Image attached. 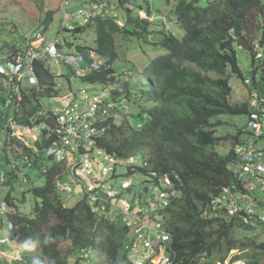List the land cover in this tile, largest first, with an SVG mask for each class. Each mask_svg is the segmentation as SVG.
I'll return each instance as SVG.
<instances>
[{"label":"trees","instance_id":"trees-1","mask_svg":"<svg viewBox=\"0 0 264 264\" xmlns=\"http://www.w3.org/2000/svg\"><path fill=\"white\" fill-rule=\"evenodd\" d=\"M165 1L170 3L171 0ZM156 3L157 0H114L115 10L127 14L123 25H118L114 18H95L89 22L95 27L94 47L76 46L77 51L86 56V66L98 61L99 68L83 65L87 73L73 75L68 70L58 78L68 84L72 76L85 84L116 83L118 79L123 94L129 99L128 79L124 77L132 72L123 70L118 76L114 69L119 59L114 35L122 31L150 43L148 37L155 33L152 28L159 26L160 37L155 43L166 53L151 58L140 71V101L148 102L147 122L135 124L131 113L125 114L121 124L110 117L109 128L99 145L117 157L141 159L139 165L129 169L135 184L150 171L167 174L172 179L176 197L154 214L161 218L170 233L177 260L196 263L204 257L206 264H214L222 262L229 251L239 247L243 253L235 254L231 262L247 258L248 264H261L260 250H264V244H257L249 237L235 239V234L264 228V223H257L256 227L242 225L244 212L224 218L218 212L222 209L213 210L211 202L223 185L235 182L232 168L239 157L234 145L242 142L241 130L236 135L216 136V128L224 122L215 118L250 112L247 101L231 100V76L242 81L248 79L251 81L249 91L254 86L264 94L261 87L264 82V0H205L203 4L201 0H178L173 14L183 31L180 35L168 33L160 21L149 19L152 13L161 12ZM139 9L147 12L146 17L140 16ZM52 21L53 12L49 11L41 22L47 27ZM239 50L251 57L250 75H245L239 64ZM258 50L261 56L257 55ZM91 52H95V59L90 57ZM45 64H48L45 60L34 61L40 88L31 86L26 94L22 93L20 103L24 110L17 117L18 123L28 124L29 116L36 109L34 104L29 107L34 96L61 93L56 88L60 82L57 74ZM210 72L215 76L209 75ZM7 95V89L0 83V133L11 114L4 105ZM48 142L49 139L41 137L34 141V149L17 137L4 141V154L12 168L8 177L4 173L1 185H11V180L18 178L21 166H40L42 184L30 189L37 198L33 215L20 212L10 193L5 197L10 210L3 216L13 225L12 245L7 249L15 250V255L5 253L8 260L1 264H68L70 256L74 264H79L82 258L86 260L87 250L93 251V264H130L126 249L130 230L121 220L111 219L107 213L92 212L85 198L70 207L64 206L57 184L64 178L66 167L52 158L44 163ZM219 142L229 146L224 155L216 150ZM15 144L22 147L20 152ZM64 241H70L72 246L67 253L61 248Z\"/></svg>","mask_w":264,"mask_h":264},{"label":"built area","instance_id":"built-area-1","mask_svg":"<svg viewBox=\"0 0 264 264\" xmlns=\"http://www.w3.org/2000/svg\"><path fill=\"white\" fill-rule=\"evenodd\" d=\"M113 1L90 0L79 8L76 17L81 18L82 23L98 17H113L117 20L119 15ZM162 19L166 30H169L170 22ZM45 34L44 26H40L34 33V40L26 39L25 49L18 51L10 49L6 56L4 54L0 56V83L8 91L4 105L6 110L11 111L5 125L8 139L33 138L24 133V126L18 123L17 117L24 110L20 103L23 94H26L31 86H37V90L40 88L39 77L33 65L35 60L42 59L48 62L52 58L57 65L70 67L76 75L85 73L82 56L61 53L57 49L59 37L53 35L46 37ZM258 56H261L259 50ZM93 67L97 69L99 64L94 63ZM56 88H59L58 84ZM76 94L77 102L60 109L47 107L40 99V106L29 116L28 123L31 125L26 124V127L37 125L46 130V137L50 139L45 150L46 156L65 163L68 167V181H61L58 190L69 194L73 191V185L82 183L93 210L107 213L111 219H119L129 228L132 238L126 244V249L131 264H205L204 259L196 263L177 260L172 249V237L161 218L154 214L158 209L167 206L177 195L172 179L167 174L159 175L155 171H150L134 189L130 179L123 180L119 190L114 188L115 166L118 163L129 165V161L132 160H118L98 145L106 132L104 122L117 110L118 105V100L114 98L112 89L109 88V82L90 84L88 87L80 88ZM34 99L39 101V97L34 96ZM249 111L248 128L251 135L255 139L262 138L264 94L251 93ZM16 133L18 135H15ZM234 151L239 157V161L234 163L232 168L236 180L221 187L220 194L211 202L212 209H222L218 212L224 218L244 212L240 223L256 227L257 223H264V210L255 208L257 199L252 195V191L255 189L254 181H257L259 187L264 190V149L254 142L246 141L236 143ZM83 178L88 182L86 183ZM2 179L3 176L0 181ZM151 193H155V197L148 199ZM128 198H133L132 202H129ZM136 206L139 208L135 209ZM5 210V204L1 203L0 212L3 213ZM145 219L149 220L147 222L149 224ZM11 228L10 224L9 229ZM7 240L2 238L0 243Z\"/></svg>","mask_w":264,"mask_h":264},{"label":"rangeland","instance_id":"rangeland-1","mask_svg":"<svg viewBox=\"0 0 264 264\" xmlns=\"http://www.w3.org/2000/svg\"><path fill=\"white\" fill-rule=\"evenodd\" d=\"M66 1L68 4H66ZM90 0H0V48L7 49L10 46L19 44L24 45L25 39L21 34L23 32H29L30 34H34L38 29L34 30L36 27L39 26V22L45 19V16L49 11L53 12V21L47 26L49 27L48 32L46 33L48 37H60L62 38V48L65 52L76 53L78 45H88L90 47H94L95 45V27L92 23H86L85 25L82 23L81 18H77L76 15L78 14L79 8L83 7L85 3L89 2ZM101 1V0H97ZM178 0H171L168 3L165 0H157L156 6L157 8H161V14L167 16L168 20H172L175 16L173 14V9L175 8ZM202 4L205 0H201ZM130 5V3H129ZM144 9L147 7L144 5ZM140 16L143 17L144 14L141 10ZM115 11H113V14ZM119 18L117 19L118 25H123L127 14L126 12L117 11ZM156 15V14H155ZM113 18V17H111ZM151 21L157 19L155 16L149 18ZM158 22V20H157ZM89 24V25H88ZM171 31H176L179 35L182 34V30L179 26L175 23H172ZM75 25H78L77 27ZM42 26V25H41ZM74 26V27H73ZM159 26L152 28V32L155 33L150 35L148 38L150 39V43L143 42V39H139L137 37H132L131 34H125V32H117L114 37L116 39V47L117 52L119 55V59L114 63V69L117 72V75L120 76L123 74V70L131 71L132 74L129 76L126 75L128 80V90L130 92L129 99L125 101L124 94H119L118 97V105H117V113L113 112L114 121L118 124L124 122V118L126 117L125 114L131 113V119L135 124L147 122V112L146 109L148 108L147 101H140V94H141V76L140 71L148 65L149 60L156 56L166 53V50L161 48L155 42L158 41L160 37ZM79 31V32H77ZM45 34V35H46ZM68 40L69 43H72V46H69V43L66 41ZM155 43V44H153ZM23 49V48H22ZM2 52V51H1ZM5 55V52H2ZM2 54H0L1 56ZM258 55V54H257ZM6 56V55H5ZM94 56L95 53H94ZM250 56L247 52L243 50L238 51V60L239 64L244 72L245 75H250L251 69V60ZM55 60L51 59V64H45V66L50 70H56L58 67L54 64ZM62 71H67L64 68H60ZM211 76H215L212 72L208 73ZM261 77V72L258 75V78ZM118 78V77H117ZM60 81L62 88L64 89L61 94L53 97V99L43 97L42 103L47 107H51L53 109H60L69 105L70 103H75V97L70 96L67 90V84L65 79H58ZM117 82L112 83L109 85V88L115 89L118 91H122V86L120 83ZM251 81L245 79L242 81L241 79L237 78L236 76L232 75L230 78V85L232 87V98L233 102L241 103L246 102L249 99L250 92H256L258 89L252 86V90L249 91L248 84ZM74 85L78 88L87 86L80 78L76 77L74 79ZM261 87L264 89V82H262ZM92 91V89H89ZM142 113V115H140ZM115 114V115H114ZM125 116V117H124ZM221 120L224 123L219 125L216 128V136H227V135H236L239 130L242 132L239 134V139L242 141H250L254 142L257 146H260L264 149V136L259 138L255 141L253 135L248 132L247 125H248V115H221L216 117L215 120ZM30 129V130H29ZM23 131L27 136H36V139H40L42 137V131L38 128L37 125L23 127ZM15 135H18L16 133ZM7 136V131L3 130L0 133V138L2 142L5 141ZM23 137V136H22ZM22 140L24 143L27 141L28 145L32 144L34 139L33 138H25ZM3 146L0 148V176L4 175L7 176V173L12 168V163L7 160L5 157L6 151L4 150ZM14 147L20 152L22 147L18 144H15ZM229 146L225 145L223 142H219L216 145V150L220 154H226L228 152ZM5 153V154H4ZM17 160V159H16ZM19 162V160H17ZM50 160L45 156L44 163H49ZM18 178L11 180L10 184L1 185L0 183V203L5 200V197L8 193H10L11 197L14 199L15 203L18 206L20 212L25 213L27 215H33V209L35 207L37 198L35 195L30 191L31 188L34 186H38L42 184L41 176H40V166H36L31 168L30 166H21L18 170ZM142 175V174H140ZM110 175H108L109 177ZM137 177V176H136ZM65 181L68 180V177L65 176L63 178ZM83 180L87 183L88 180L83 178ZM119 182V180H118ZM255 189L252 191V195L257 199V205L255 206L256 209H263L264 210V190L259 187V183L254 181ZM143 187V185H142ZM141 187V188H142ZM151 187V186H150ZM25 192V193H23ZM62 199L64 202H69L71 205H75L79 201L84 200L85 194L83 190V184L78 182L76 185H73V191L71 194H61ZM155 197V193H151L148 196ZM24 199L23 202L21 200ZM133 198H128L129 202H132ZM149 203V202H148ZM146 206V205H145ZM139 206H136L135 209H138ZM10 207L8 206V211ZM149 220L145 219L147 223ZM149 224V223H147ZM246 235H244V234ZM245 237H249V240H255L257 244L263 243L264 244V228L261 226L260 228L257 227L254 230H247L240 234H235V239L243 240ZM6 238L8 239L7 242L0 244V264L3 263L5 260H8V257H4L5 253L15 255V250L12 251L7 249V246L11 248L10 242V232L7 229V220L6 218L0 214V239ZM132 234H129V239L127 243L131 240ZM247 246H245L246 248ZM61 248L63 253H67L72 249L70 241H64L61 244ZM248 249H251L250 247ZM262 252V256L260 258V263L264 264V250H260ZM243 253L242 250L238 248H234L225 257L222 261L224 264H248L247 258H241L233 263H230L231 259L234 257L235 254ZM157 255H159L157 253ZM18 257V255H16ZM93 251L89 254L88 258L84 260L83 258L80 260L79 264H93ZM128 258L130 259V255L128 253ZM218 262V261H217ZM216 264H219L217 263ZM74 264L73 256L69 257V263ZM223 264V263H220Z\"/></svg>","mask_w":264,"mask_h":264},{"label":"clouds","instance_id":"clouds-1","mask_svg":"<svg viewBox=\"0 0 264 264\" xmlns=\"http://www.w3.org/2000/svg\"><path fill=\"white\" fill-rule=\"evenodd\" d=\"M137 1H140V0H137ZM146 10V9H145ZM145 10H143L142 12L144 13V14H147V12L145 11ZM139 14H140V12H139ZM156 14V15H155ZM152 15V17H156L157 19H155V20H158V21H160L161 23H162V26L164 27V29H165V31H167L168 33H171V34H173V35H177L178 33L176 32V31H171V28L169 29V30H166V28H165V26H164V24H163V19L162 18H165L167 21H169L170 22V24H171V27H172V23H175L176 25H177V22H176V18L174 17L171 21L170 20H168L167 19V16L166 15H164V14H161V12L160 11H158V12H154V13H152L151 14ZM143 17H146V15L145 16H143ZM94 19H91V20H89V21H87V22H85V23H83L84 25L86 24V23H89V22H91V21H93ZM115 21H117V20H115ZM44 26V30L46 31V33L48 32V29H49V27H46V25H44V24H42V22H39V26L38 27H36L34 30H36V29H38L40 26ZM74 27V26H73ZM49 33V32H48ZM21 34H22V36L24 37V39H25V44L24 45H19V44H16V45H13V46H10V47H8L7 49H5V48H0V54H2L3 55V53L2 52H5V54L10 50V49H12V50H15V51H18V50H23V49H25V47L27 46V44H26V39H29V41H32V40H34V34H30V31L29 32H23V31H21ZM46 37H48V35H46ZM59 41H58V43H57V49H58V51H60L61 53H69V54H74V55H80V56H82V58L84 59L83 60V62H82V65H84L85 67H87V68H92L93 67V64L94 63H98V61L97 62H94L92 65H89V66H86V62H87V58H86V56L84 55V54H82V53H80V52H76V53H70V52H65V51H63L62 50V48L64 47V45L62 46V38H60L59 37ZM64 40H66V39H64ZM67 42H68V40H66ZM72 45V44H71ZM71 45H69V46H71ZM23 48V49H22ZM2 51V52H1ZM94 53L95 52H91V53H89V55H90V57L91 58H96V56H94ZM51 59L52 58H50L49 60H48V62H47V60H45L48 64L50 63L51 64ZM38 60V59H37ZM42 60V59H41ZM49 64V65H50ZM55 65H56V67L58 66L57 65V63H56V61H55V63H54ZM99 64V63H98ZM33 65H34V63H33ZM60 68H64V69H66L67 71L68 70H70V71H72L73 72V75L75 74V72L70 68V67H68V66H61V67H58L56 70H52V69H50V71L51 72H55L57 75H56V77H57V80L59 79L58 78V76H60L62 73H63V71L60 69ZM94 68V67H93ZM60 73H59V72ZM59 73V74H58ZM85 73H87V69L85 68ZM127 75V74H126ZM76 77H74V76H72L71 77V82H70V84H68L67 82H66V84H67V90H68V92H69V94H70V96H73L72 94L75 92V93H77V91H79V89L80 88H83V87H80V88H78L76 85H74V79H75ZM125 79H128L126 76L124 77ZM127 81V80H126ZM100 83H103V82H100ZM104 83H106V82H104ZM58 85H59V90H61V92L64 90L63 88H62V85H61V83L60 82H58L57 83ZM93 84V83H92ZM110 84H112V82H109V85ZM90 84H87V86H84V87H88ZM57 86V85H56ZM31 90V89H30ZM123 91V90H122ZM122 91H118V90H115V89H112V92H113V94H114V98L116 99V100H118V95L119 94H123V92ZM118 92V93H117ZM256 92H258V91H256ZM259 93V92H258ZM61 94V93H60ZM250 95H251V92H250V94H249V98H250ZM49 97H55V96H48L47 98H49ZM76 97H77V95H76ZM76 97H75V100H76ZM124 97H125V99L127 100V98H126V96L124 95ZM42 98L43 97H39V101H36L35 99H34V101H33V103H31L29 106H32L33 104L34 105H36V108H38L39 106H40V99H41V101H42ZM247 102H248V105H249V99L247 100ZM35 111V110H34ZM114 113L116 114L117 113V110L116 111H114ZM114 114V115H115ZM110 117H113L114 118V116H113V112H112V115L110 116ZM110 117H108V119L104 122V125L106 126V132H105V134L107 133V130H108V125H107V122H108V120L110 119ZM38 123V122H37ZM28 124H30V123H28ZM27 124V125H28ZM23 126H25L26 124H22ZM31 125V124H30ZM34 126V125H33ZM38 128L39 129H41V131H42V138L44 137V138H46V139H48L47 137H46V133H45V131L46 130H44V129H42L40 126H38ZM247 129H248V132L251 134V132H250V130H249V128H248V125H247ZM5 130V129H4ZM105 136V135H104ZM103 136V137H104ZM32 138V137H31ZM8 139V133H7V136H6V139L5 140H7ZM33 139H34V141H37V140H40V139H36V136H34L33 137ZM0 140H1V138H0ZM102 140V139H101ZM100 140V141H101ZM257 140V139H256ZM255 140V141H256ZM2 141V140H1ZM34 141H33V143L32 144H30V145H28V143H27V141H25V144L27 145V146H29V147H33L34 149H36V147H35V145H33L34 144ZM99 141V142H100ZM242 141V140H241ZM49 142H50V139H49ZM49 142H48V145H49ZM242 142H246V141H242ZM48 145L45 147V149H44V154H45V150H46V148L48 147ZM99 145V144H98ZM4 146V142H2V146L0 147V148H2ZM235 146V145H234ZM99 147H101L100 145H99ZM101 148H103V147H101ZM110 153V152H109ZM114 155V154H113ZM45 156H46V154H45ZM115 156V158L116 159H118V160H122V161H126V160H132V161H129L130 162V164L128 165V164H124V163H118L116 166H115V169H114V171H115V174H114V176H113V179H114V188L115 189H117V190H119L120 189V183L123 181V180H126V179H130V180H132V183L134 184V185H137V184H139L141 181H143L145 178H141L140 179V181H138L137 182V184H135L134 183V178H132V177H130V175H129V169L132 167H134V166H136V165H139L142 161H141V159L138 157V156H131V157H128V158H121V157H117L116 155H114ZM46 157H48V156H46ZM48 158H51V157H48ZM26 160H27V157L25 158ZM53 159V158H52ZM54 160V159H53ZM56 161V160H55ZM58 162V161H57ZM58 163H61V162H58ZM61 164H63V165H65V167H66V173H65V176H67L68 177V167H67V165L65 164V163H61ZM1 176H3V175H1ZM1 176H0V178H1ZM64 176V177H65ZM137 175H135V177H136ZM118 180H119V182H118ZM61 181H63V182H67V181H65L64 179H62ZM61 181H59L58 182V184L61 182ZM58 184H57V190H58ZM83 190H84V188H83ZM59 191V190H58ZM59 192H61V191H59ZM61 193H64V192H61ZM72 193V192H71ZM71 193H69V194H71ZM65 194H67V193H65ZM84 194H85V199H86V201H87V203L89 204V202H88V197H87V195H86V193H85V190H84ZM1 203H4L5 204V206H6V210L3 212V213H1L0 212V214L1 215H4L7 211H8V207H7V205H6V202L5 201H3V202H1ZM1 203H0V205H1ZM64 206H67V207H70V206H72L69 202H64ZM89 206L91 207V211L92 212H94V213H101L100 211H95V210H93V208H92V206L89 204ZM12 225V223L11 222H8L7 223V229H8V231L11 233V230H12V228H13V225H12V228L11 229H9V225ZM7 242V241H6ZM0 244H2V243H0ZM90 253H92V252H90L89 250H87L86 252H85V255H84V257L87 259L88 258V256H89V254ZM12 255V254H11ZM14 256V255H13ZM15 258H17L16 256H15ZM129 259V258H128ZM201 259H204L205 260V258L204 257H202ZM129 262H130V264H131V261H130V259H129ZM217 262V261H216ZM216 262L214 263V264H216ZM219 263H223L224 264V262H220V261H218ZM207 262H205V264H206ZM230 263H233V262H231L230 261Z\"/></svg>","mask_w":264,"mask_h":264},{"label":"water","instance_id":"water-1","mask_svg":"<svg viewBox=\"0 0 264 264\" xmlns=\"http://www.w3.org/2000/svg\"><path fill=\"white\" fill-rule=\"evenodd\" d=\"M77 32H79V31H77Z\"/></svg>","mask_w":264,"mask_h":264}]
</instances>
